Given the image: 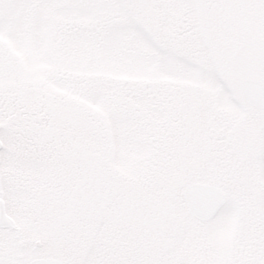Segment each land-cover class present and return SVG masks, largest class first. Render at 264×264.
Listing matches in <instances>:
<instances>
[{"label":"snow or ice","instance_id":"6c2138e0","mask_svg":"<svg viewBox=\"0 0 264 264\" xmlns=\"http://www.w3.org/2000/svg\"><path fill=\"white\" fill-rule=\"evenodd\" d=\"M0 264H264V0H0Z\"/></svg>","mask_w":264,"mask_h":264}]
</instances>
